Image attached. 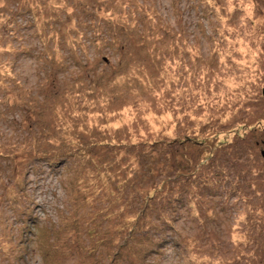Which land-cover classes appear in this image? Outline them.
<instances>
[{
	"label": "rangeland",
	"instance_id": "374dc122",
	"mask_svg": "<svg viewBox=\"0 0 264 264\" xmlns=\"http://www.w3.org/2000/svg\"><path fill=\"white\" fill-rule=\"evenodd\" d=\"M263 88L264 0H0V264H264Z\"/></svg>",
	"mask_w": 264,
	"mask_h": 264
},
{
	"label": "trees",
	"instance_id": "16d2710c",
	"mask_svg": "<svg viewBox=\"0 0 264 264\" xmlns=\"http://www.w3.org/2000/svg\"><path fill=\"white\" fill-rule=\"evenodd\" d=\"M92 167H94L93 168V170L91 169V167H88V170H90L91 171V178H94V177H100V174H101V176H102V173H104L105 171H103V169H99V167H100V165L99 164H95V163H92V165H91ZM106 170V169H105ZM108 170V169H107ZM107 170H106V172H107ZM147 170V169H146ZM173 170H175V168H173ZM148 171V170H147ZM90 181H91V179H89ZM172 180L170 179V181H168L169 183L171 182ZM162 183H165L164 181L162 182ZM151 189H153V187H151L150 188V190ZM151 193V196H154L155 195V193L154 192H150ZM184 196H185V194H181V199L182 200H184ZM146 209H148V208H146ZM167 212L171 215V218H173V220H175V218H174V215H177V210H175V209H173L172 208V206H171V204H169V205H167ZM165 218V217H164ZM166 219V218H165ZM166 221L167 222H169L167 219H166ZM171 221V220H170ZM172 222V221H171ZM170 223V222H169ZM153 226L155 227V228H157V226H158V220H155V221H153ZM155 230L156 229H152V232H155ZM147 232H148V234H149V230L147 229ZM152 232H150V233H152ZM145 236H146V234H145ZM144 236V237H145ZM153 237H155V235L154 236H152V238ZM146 238H148V239H150L151 238V236H148V237H146ZM145 238V239H146ZM153 244H154V242L153 241H151ZM152 247V249H151V251L152 250H155V252H156V249L158 248H155V245L154 246H151Z\"/></svg>",
	"mask_w": 264,
	"mask_h": 264
},
{
	"label": "water",
	"instance_id": "95a60500",
	"mask_svg": "<svg viewBox=\"0 0 264 264\" xmlns=\"http://www.w3.org/2000/svg\"><path fill=\"white\" fill-rule=\"evenodd\" d=\"M262 95H263V97H264V88H263V91H262ZM264 155V154H263Z\"/></svg>",
	"mask_w": 264,
	"mask_h": 264
}]
</instances>
